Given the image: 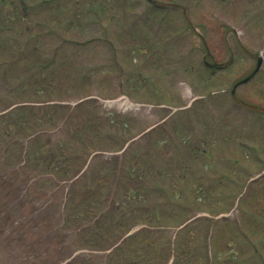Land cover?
I'll list each match as a JSON object with an SVG mask.
<instances>
[{"label":"rangeland","instance_id":"374dc122","mask_svg":"<svg viewBox=\"0 0 264 264\" xmlns=\"http://www.w3.org/2000/svg\"><path fill=\"white\" fill-rule=\"evenodd\" d=\"M26 1L31 7L28 15L22 12L21 0H0V59L5 58L0 69L23 73L25 69H41L45 79L50 75L57 79L47 82L52 86L38 93L37 87L36 93L26 89L28 100L51 97L49 90L70 103L94 95L104 97L94 98L101 107L94 100L73 112L71 126L57 138L63 141L62 147L68 150L65 142L72 148L89 146L93 141L90 134L94 135L95 146L110 144L111 139L105 136L113 129L121 134L119 144L148 126H155L152 131L159 140L167 134L177 136L166 145L159 140L148 143L150 134L146 140L142 136L138 141L141 143L133 139V146L126 151L129 164L137 154L143 155L146 168L151 161L158 163L155 166L165 174L158 178L146 173V180L168 185L179 193L178 200L186 205L194 202L196 211L205 209L213 214L228 211L233 205L231 218L237 224L226 220L221 228L215 224L214 231L234 242L221 250L212 264L240 263L234 262L238 259L234 255L244 254L245 243L233 233L245 231H254L250 242L260 249L251 252L247 247L251 253L245 257L256 255L258 261L252 264L263 263L264 178L255 181L251 177L264 169V163L256 158L259 154L264 160V114L238 107L227 88L256 67L259 54L264 55V0H157L158 4L168 5L163 8L150 0ZM231 49L235 60L228 67H219L230 59ZM211 64H218L214 68L219 70L212 72ZM237 92L264 107V59L261 71L241 84ZM110 100H114L112 104ZM163 102L172 107H163ZM187 103L184 112L194 115L179 113ZM130 104L140 109H130ZM104 110L124 113L118 119L124 121L116 124L118 120L112 121L108 115L101 120L97 114ZM188 124L198 125L197 133L188 130ZM239 140L250 147L239 146ZM205 164L215 167L208 170L212 177L221 168L227 175H235V182L207 186ZM15 193L12 186L0 187V264H54L57 251L62 250L59 243H64V232L51 234L44 212ZM162 197L172 200L170 196ZM147 199L160 198L150 194ZM178 205L164 208L159 219L163 223L182 221L185 206ZM203 231L205 228L196 221L177 234L176 245H181L177 264L203 263ZM163 235L158 230L149 240L159 243ZM224 245L215 242L213 247L218 250ZM164 251L162 248L158 255Z\"/></svg>","mask_w":264,"mask_h":264},{"label":"trees","instance_id":"16d2710c","mask_svg":"<svg viewBox=\"0 0 264 264\" xmlns=\"http://www.w3.org/2000/svg\"><path fill=\"white\" fill-rule=\"evenodd\" d=\"M1 85H0V94L5 93L6 96H10V92H12L13 90L10 87V84L8 86H1ZM14 110H16V112H12L11 114H9L8 118H6L3 121L0 120V134L3 139L2 142L0 143V152L3 158L1 168L2 170L8 172H11L9 161L17 155L18 148L19 147L22 148V144L20 146V142L16 140H19V137L23 135V132H29V130H31V127L34 125V119L32 120L24 119V116L20 111L21 108H16ZM37 120H39L40 122V118H37ZM17 135L18 137H16ZM47 144L48 142H46V145L44 147H42L44 144H40V145L35 144V147H40V148L39 149L35 148L34 151L31 152V154L28 153L29 165L30 167L33 168V170H36L38 175L42 174L46 170L45 163H47L48 166L50 167L47 169V171H50L52 167H54L55 169H61L63 167H67L66 159L62 160V158L64 157L65 154L66 156H70L73 153V151H70V153H65L62 146H59L54 150V152L58 154L55 157H48L46 159L44 154L45 152L44 149L47 146ZM12 163H14V165H17L18 161L15 162L11 160V164ZM31 175L32 173L26 176L30 177Z\"/></svg>","mask_w":264,"mask_h":264}]
</instances>
